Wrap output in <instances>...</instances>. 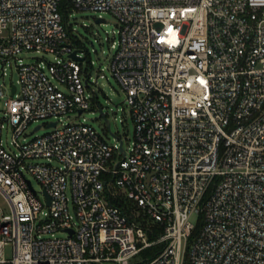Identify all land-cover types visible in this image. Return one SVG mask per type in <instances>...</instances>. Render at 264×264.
<instances>
[{"label": "built area", "instance_id": "obj_1", "mask_svg": "<svg viewBox=\"0 0 264 264\" xmlns=\"http://www.w3.org/2000/svg\"><path fill=\"white\" fill-rule=\"evenodd\" d=\"M60 2L0 0V74L3 64L18 74L3 118L15 151L0 121V194L11 211L0 206V264H134L155 244L142 264H264V0L71 1L69 17L93 10L119 22L110 68L134 124L127 149L85 117L63 122L90 109L106 75L93 77L88 48L72 45ZM29 50L67 58L17 57ZM41 120L30 132L50 130L28 138ZM137 215L161 232L149 239Z\"/></svg>", "mask_w": 264, "mask_h": 264}, {"label": "rangeland", "instance_id": "obj_2", "mask_svg": "<svg viewBox=\"0 0 264 264\" xmlns=\"http://www.w3.org/2000/svg\"><path fill=\"white\" fill-rule=\"evenodd\" d=\"M98 13L93 10H73V14L69 17V22H72L77 30L78 35L81 41L85 44L90 52V59L92 61V76L97 77L99 72H103L106 77L98 78L97 83L94 84L95 91L97 96L93 93V98L91 99V107L84 111L83 115L76 117L70 115L69 117L65 116L63 122L73 119H82L86 118V121L90 123L97 132L109 143H117L115 135H119L125 142L124 147L127 149L133 140L134 134V124L133 120L129 114L128 106L125 102V92L122 90L120 84L115 79L110 68V62L113 57L114 49L111 47L112 37L117 39V33H114L113 30L119 28V22L115 16L109 12L103 13V17L106 19L105 22H96ZM109 37V39H108ZM94 49V50H93ZM17 57H21L24 62H33L40 59L47 60L48 62H56L58 59H66V54H55L52 52L46 51H24L19 53ZM13 66L17 62L16 58H11ZM83 67L89 65V62L86 60L82 63ZM5 74H0V83L3 85L4 95L0 97V121L4 124L1 131V138L3 146L8 149L15 151V147L12 143V127L6 122L3 118L7 117V102L11 97V85H18V74L13 67V71L8 64H3ZM56 82V80H54ZM61 89H65L63 85L59 84ZM98 104L103 108V111L107 113V117L110 122V127L108 128L102 113L99 111ZM43 123V121H38L32 123L28 127V133L26 136L33 137L36 134L40 135L44 132L50 130L45 126L41 129L32 131L33 127L36 124ZM46 122H44L45 124ZM53 164L58 165V162L53 160ZM28 176L32 179L34 188L38 191H41L40 183L32 177L30 174ZM40 199H43V195L39 194ZM0 206L4 208L6 213H10V208L5 198L0 194ZM72 211V208H70ZM195 215L191 216V220L194 221ZM43 237H51V233H44ZM54 236L64 237L65 233L60 231H55ZM13 255L12 245H7L5 248L6 258H11ZM106 264H116L115 262H107Z\"/></svg>", "mask_w": 264, "mask_h": 264}, {"label": "trees", "instance_id": "obj_3", "mask_svg": "<svg viewBox=\"0 0 264 264\" xmlns=\"http://www.w3.org/2000/svg\"><path fill=\"white\" fill-rule=\"evenodd\" d=\"M72 0H61L59 10L62 14V19L64 24L66 25L67 33L70 37V41L74 47H84L86 48L85 44L81 41L78 35V30L76 26L69 22V11L72 8ZM115 203L129 216H135L137 213V207L133 205L130 201L124 199H117ZM137 220L142 222L146 228L148 229V237L149 239H154L159 232H161L162 227L154 222L149 223L147 226L146 220L141 217V215H137ZM162 248V245L155 244L149 247L144 248L137 259H135L134 264H142L147 259L153 258ZM185 264H188L187 259L185 260Z\"/></svg>", "mask_w": 264, "mask_h": 264}, {"label": "water", "instance_id": "obj_4", "mask_svg": "<svg viewBox=\"0 0 264 264\" xmlns=\"http://www.w3.org/2000/svg\"><path fill=\"white\" fill-rule=\"evenodd\" d=\"M104 18H96V22H104ZM70 56L72 57V58H74V59H79V60H83L84 59V57H81V56H78L77 55V50H73L71 53H70ZM13 91H14V87H13ZM99 111L102 113V115H103V117H104V121H105V123H106V125H107V127H109L110 126V122H109V119H108V117L103 113V110H102V108L101 107H99ZM80 112V111H79ZM55 123L56 122H52L51 124L52 125H55ZM122 148V147H121ZM48 202H49V199L47 200Z\"/></svg>", "mask_w": 264, "mask_h": 264}]
</instances>
